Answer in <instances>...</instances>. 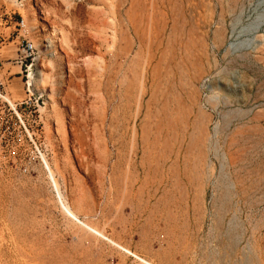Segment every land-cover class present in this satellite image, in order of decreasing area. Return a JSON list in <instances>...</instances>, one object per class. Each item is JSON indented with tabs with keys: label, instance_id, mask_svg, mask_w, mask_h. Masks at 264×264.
I'll return each instance as SVG.
<instances>
[{
	"label": "rangeland",
	"instance_id": "374dc122",
	"mask_svg": "<svg viewBox=\"0 0 264 264\" xmlns=\"http://www.w3.org/2000/svg\"><path fill=\"white\" fill-rule=\"evenodd\" d=\"M0 77V264L141 263L43 157L154 264H264V0H0Z\"/></svg>",
	"mask_w": 264,
	"mask_h": 264
},
{
	"label": "bare ground",
	"instance_id": "6f19581e",
	"mask_svg": "<svg viewBox=\"0 0 264 264\" xmlns=\"http://www.w3.org/2000/svg\"><path fill=\"white\" fill-rule=\"evenodd\" d=\"M30 67H32V64L28 65V73L26 75L27 76L26 84L29 85L30 86V90H32L31 86H33V84H34L35 74H34L32 69L29 70ZM28 90H29V88H28ZM7 99L10 102V104L12 105V107H14L15 106L14 102L12 100H10L8 97H7ZM43 160H44V162L46 164L45 167H47V170L49 172V176H50V179H51L50 181H52V184H53V186H54V188H55V190L57 192V196L60 199V203L62 204V207H63L65 213L68 216H70L74 220L78 221L82 225L86 226L87 228L90 229V231H93L97 235H100V236H103V237L107 238L110 242H112L116 246L120 247L121 249H123L124 251L129 253L130 255H133L134 257H136L138 260L141 261L140 264H142V263L143 264H154L151 260H148L147 258L140 256L138 253H136L133 250L129 249L127 246L125 247V246L115 242L114 240L109 239L108 237H106V235L104 234L103 231L97 230L96 228L90 226L87 222L81 220L80 217L78 216V214L76 213V211L73 209V207L70 206L63 199L54 172L52 171V169L50 168L48 162L46 161V159L44 157H43ZM164 167H166L165 163L164 162L160 163V161L159 162L156 161L155 165L151 166V165H147V163L143 160L141 162V165H138V169L141 170L142 172H144L145 175H148L150 172H153L154 174H157V176H159V178H161L159 183H161L163 181V179H164V177H163ZM178 169H179L178 162L171 163L169 165V167L167 168V171L170 174V179L167 181V183L170 182V186L171 187H178L179 185L182 184ZM187 188H188V186H187ZM260 251H261V249H260Z\"/></svg>",
	"mask_w": 264,
	"mask_h": 264
},
{
	"label": "built area",
	"instance_id": "2783aa9c",
	"mask_svg": "<svg viewBox=\"0 0 264 264\" xmlns=\"http://www.w3.org/2000/svg\"><path fill=\"white\" fill-rule=\"evenodd\" d=\"M17 26L20 32V36H21V42L19 45V51L17 53V57L19 58V63L21 66V69L23 68V66L28 67V63H26L28 61L29 58L32 57V54L34 53L35 50V46H34V42L33 40L29 37V31L24 23L23 18H21L19 21H17ZM26 69V68H25ZM4 78L0 77V93L2 90V87L4 86ZM28 90V87H27ZM28 92L32 95L33 93H31L29 90ZM31 95H29L28 99L22 100L21 104H24L25 107L30 108V111H36V106L38 105L37 100L32 99ZM15 112L16 114L20 117L19 112L17 111L16 108Z\"/></svg>",
	"mask_w": 264,
	"mask_h": 264
}]
</instances>
